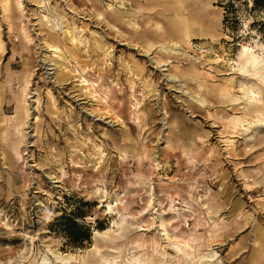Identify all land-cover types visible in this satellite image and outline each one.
Segmentation results:
<instances>
[{
  "label": "rangeland",
  "instance_id": "rangeland-1",
  "mask_svg": "<svg viewBox=\"0 0 264 264\" xmlns=\"http://www.w3.org/2000/svg\"><path fill=\"white\" fill-rule=\"evenodd\" d=\"M259 2L0 0V264H264Z\"/></svg>",
  "mask_w": 264,
  "mask_h": 264
},
{
  "label": "trees",
  "instance_id": "trees-1",
  "mask_svg": "<svg viewBox=\"0 0 264 264\" xmlns=\"http://www.w3.org/2000/svg\"><path fill=\"white\" fill-rule=\"evenodd\" d=\"M259 1L252 0V4H260ZM83 215L82 210L74 206V208L63 211L59 216L55 217L60 229L69 237L70 241L77 245L82 244V241L88 239L90 236L89 223L79 220Z\"/></svg>",
  "mask_w": 264,
  "mask_h": 264
},
{
  "label": "bare ground",
  "instance_id": "bare-ground-1",
  "mask_svg": "<svg viewBox=\"0 0 264 264\" xmlns=\"http://www.w3.org/2000/svg\"><path fill=\"white\" fill-rule=\"evenodd\" d=\"M181 4L186 5L188 3V0H180ZM190 6V5H189ZM63 27V26H62ZM57 28V27H56ZM174 52V51H173ZM178 53V52H177ZM187 55V54H186ZM260 56H258L256 53H254L253 51H249L248 55L245 57L244 59V65L243 67H246L248 69H252L254 70L255 73L259 74L261 76V78L264 80V75L262 74V68L264 66V62L262 59L259 58ZM163 235H168V232L165 231L163 233ZM179 250L180 248L177 247Z\"/></svg>",
  "mask_w": 264,
  "mask_h": 264
},
{
  "label": "crops",
  "instance_id": "crops-1",
  "mask_svg": "<svg viewBox=\"0 0 264 264\" xmlns=\"http://www.w3.org/2000/svg\"><path fill=\"white\" fill-rule=\"evenodd\" d=\"M183 8H184V7H183V5L181 4V2H180V4L178 3V8H177V10L181 11Z\"/></svg>",
  "mask_w": 264,
  "mask_h": 264
}]
</instances>
